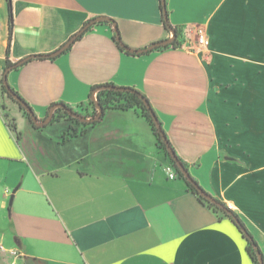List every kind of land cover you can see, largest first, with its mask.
Wrapping results in <instances>:
<instances>
[{
  "label": "crops",
  "instance_id": "crops-1",
  "mask_svg": "<svg viewBox=\"0 0 264 264\" xmlns=\"http://www.w3.org/2000/svg\"><path fill=\"white\" fill-rule=\"evenodd\" d=\"M169 9L173 26L204 27L210 47L195 52L185 37L181 49L133 56L113 24L97 23L61 55L11 69L8 83L40 121L59 103L88 116L100 86L139 90L192 176L264 255V0ZM96 18L134 50L172 38L160 0H0V264H254L232 221L169 179L139 112L106 110L87 125L56 112L39 127L9 104L8 60L50 55Z\"/></svg>",
  "mask_w": 264,
  "mask_h": 264
},
{
  "label": "trees",
  "instance_id": "trees-1",
  "mask_svg": "<svg viewBox=\"0 0 264 264\" xmlns=\"http://www.w3.org/2000/svg\"><path fill=\"white\" fill-rule=\"evenodd\" d=\"M160 9H161V12H162V17H163V22H164L165 28L169 32L175 31L176 35H175V38L173 39V41H172L171 44H169L168 46H165V47L157 48L154 51H166V50H169V49H181V48H183L185 46L184 45L185 44V40L184 39L186 37L185 36L186 35V28H181V27H178V26H173L171 24V22H170L169 0H165V1L160 0ZM90 22H88V23H90ZM113 22H114L113 20L107 18V20L101 21L100 23H105V24H110L111 25ZM12 27H13V20L11 18V20H10V30L11 31H12ZM92 27H90L83 35H85L87 32H89ZM82 36H80L79 38H81ZM115 37H117V34L116 33H115ZM8 51H9V49H8ZM123 51H125L126 53H128L130 55H133V56H141V55H138V54H133V53H131V52L125 50V49H123ZM149 53H151V52H149ZM142 55H144V54H142ZM20 66H17V64H11L9 62V60L7 61V69L8 68H11V67L18 68ZM105 86L118 87V86H115L113 84H108V85H105ZM102 87L103 86H100L99 88H96V89L93 90V92H95L96 90H99L100 89L98 91V95H97V103L100 104V106L102 107V109L104 111V113L102 114V117L104 116L106 110H111V109H113V110H122V111L134 110V111L139 112L141 114V116L143 117V119H145L146 122L151 127V129H152V131L154 133V136L156 138L158 150L161 153H163V155L165 156V158L168 161V163L174 167V169L176 170L177 176L179 178H181L186 183L188 189L192 193H194L195 195H197L198 198H199V200L204 205L208 206L210 209H212L214 211V213L218 216L219 219H223V218L230 219L236 225V227L238 228V230L240 231V233L242 234V236L244 237V239L247 241V252H248L250 258L252 259V261H253L254 264H259L258 254H260L263 257V259H264L263 252H262L260 246L258 245V242L255 240L254 236L249 231V229L246 227L245 223L238 216V214L235 211H233L231 208H229L219 198H216L215 197L216 200L218 201V203L222 204L225 207V209L220 208L219 206H217L215 204H212L209 201H207L206 199H204L198 193V191L184 178V176L177 169L176 163L171 158L170 154L168 153L167 148H166V145L163 142L162 136H161L159 130L156 128V125L154 124V121H153V119H152V117L150 115V112L148 111V109H147V107H146V105H145V103H144V101L142 99V97H143V98H145L150 103V101L147 99V97L143 93H141L139 90H137L135 88H131V87H119V88H123L124 91H120V90H109V89L102 90L101 89ZM3 90L9 96V94H8L5 86H3ZM16 94L18 96H20L17 92H16ZM9 97L13 100V98L11 96H9ZM14 102L17 103L16 101H14ZM89 104H90V106H93L94 107L95 114H99V111L96 109V104L93 101V94L90 95ZM57 105H60L62 107H66L68 109L73 110L69 105L64 104V103H59V104H56L55 106H57ZM151 107H152V105H151ZM20 109L23 111L24 116L32 123V121L30 119V115L23 108L20 107ZM152 109H153V107H152ZM153 111H154V109H153ZM33 112H34V110H33ZM56 112L58 114L59 113L64 114L67 122H76V123H78V120L76 118H74V117H71L65 111L64 108H59ZM35 116L37 117L36 114H35ZM159 122H160V125L162 127V130L165 132V130L163 128V125H162V122L160 121V119H159ZM165 135H166L167 139L169 140L166 132H165ZM178 158L183 163V165L188 169V171L190 172L188 164H186L179 156H178ZM190 175L192 176L191 173H190ZM192 178L199 185L198 181L193 176H192ZM231 215H233V217H236L239 220V223L235 222V220L232 218Z\"/></svg>",
  "mask_w": 264,
  "mask_h": 264
},
{
  "label": "water",
  "instance_id": "water-1",
  "mask_svg": "<svg viewBox=\"0 0 264 264\" xmlns=\"http://www.w3.org/2000/svg\"><path fill=\"white\" fill-rule=\"evenodd\" d=\"M163 1H165V0H163ZM105 20H107V18H96V19L92 20L81 31H79L76 35H74L62 48H60L56 52H54V53H52L50 55L30 56V57L22 60L21 62H19L17 64V66L23 65V64L27 63L28 61H30L32 59H36V58H54L56 56L61 55L62 53H64L65 51H67L76 42V40L80 36H82L90 27L94 26L97 23H100L101 21H105ZM112 24L114 25V28H115V31H116V34H117L116 40L119 43L120 47L123 48V49H125V50H127V51H129V52H131V53H133V54H138V55H142V54H146V53H149V52H153L157 48L168 46L169 44L172 43V41H173V39L175 38V35H176L175 31H171L172 38H170L168 40H165V41H162V42H158V43L152 44L151 46H148V47H146L144 49L134 50V49L129 48L128 46H126L122 42V39H121V37H120V35L118 33V29H117L116 23L113 22ZM13 68L14 67H11V68L6 69V71L4 73V76H3V84H4L5 88H6L9 96H11L13 98V100L16 101L19 104V106L21 108H23L30 115V119H31L32 123H34L36 126L43 127V126L48 125L52 121V119L54 118L55 113H56V111L59 108H64L65 111L71 117L79 118V119H84V117H82L81 114L76 113L74 110H71V109H68L66 107H62L60 105H57V106H54L51 109V111H50V113H49V115H48V117H47L46 120L40 121L38 119V117L35 116V113L33 112V109L30 107V105L27 102H25L20 96H18L16 94V92L10 87V85L8 83V73ZM101 89L102 90L109 89V90H120V91H124L123 88L114 87V86H103ZM99 90H96L95 92H93V101L96 104V109L99 111V114L97 115V117H95L92 120H86V122H92V123H94V122L100 120V118H102V114L104 113V111H103L102 107L100 106V104L97 103V95H98V91ZM142 99H143V101H144V103H145L148 111L150 112V115H151V117H152V119L154 121V124L156 125V128L159 130V132H160V134L162 136L163 142L166 145V148H167L168 153L170 154L171 158L175 161L176 166H177V169L180 171V173L198 191V193L204 199H206L207 201H209L212 204H215V205L219 206L220 208L225 209V207L222 204L218 203V201L216 200V198L214 196H212L211 194H209L208 192H206L200 185H198L194 181V179L190 175V172L183 165V163L179 160L176 151L172 147L170 141L167 139V137L165 135V132L162 130V127L160 125L158 116L153 111V109L151 107V104L145 98L142 97ZM231 216L235 220V222L239 223V220L236 217H233V215H231ZM258 259H259V264H264V259H263V257L260 254H258Z\"/></svg>",
  "mask_w": 264,
  "mask_h": 264
},
{
  "label": "built area",
  "instance_id": "built-area-1",
  "mask_svg": "<svg viewBox=\"0 0 264 264\" xmlns=\"http://www.w3.org/2000/svg\"><path fill=\"white\" fill-rule=\"evenodd\" d=\"M186 38L191 40V43L193 44V48L195 52H200L202 50H206L210 47V38L207 33V30L204 27L198 26V25H191L186 27ZM2 41V33L0 29V42ZM165 171L168 174L169 179L174 180L176 179L177 173L176 170L172 165H166ZM5 248L0 243V252H4ZM11 255L14 258H20L22 255L16 251L12 250Z\"/></svg>",
  "mask_w": 264,
  "mask_h": 264
},
{
  "label": "flooded vegetation",
  "instance_id": "flooded-vegetation-1",
  "mask_svg": "<svg viewBox=\"0 0 264 264\" xmlns=\"http://www.w3.org/2000/svg\"><path fill=\"white\" fill-rule=\"evenodd\" d=\"M78 113V112H76ZM80 114V113H79ZM82 115V114H81ZM98 114H95V111L93 112V114H91L90 116L88 115H82V117H84V119H79V118H76L78 120V123L79 124H83V125H87V124H91L92 122H86V120H92L94 119L95 117H97ZM47 119V118H46ZM45 119V120H46ZM55 120V116L54 118L52 119V121L49 123L51 124L53 121Z\"/></svg>",
  "mask_w": 264,
  "mask_h": 264
},
{
  "label": "rangeland",
  "instance_id": "rangeland-1",
  "mask_svg": "<svg viewBox=\"0 0 264 264\" xmlns=\"http://www.w3.org/2000/svg\"><path fill=\"white\" fill-rule=\"evenodd\" d=\"M9 98V97H8ZM9 104H12V102H14V100H12L11 98H9ZM13 104H16V106H18L19 107V105L17 104V103H13ZM20 108V107H19ZM95 111V109H94V107L93 106H91V110H90V114H89V116L91 115V114H93V112ZM26 119H24L23 117H20V118H18V123L21 125V127H23V124H26ZM228 220H230V219H228ZM231 221V220H230ZM233 223V222H232ZM234 224V223H233ZM234 226H236L235 224H234Z\"/></svg>",
  "mask_w": 264,
  "mask_h": 264
}]
</instances>
